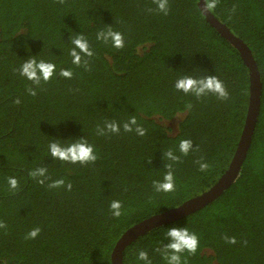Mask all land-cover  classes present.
<instances>
[{
    "label": "trees",
    "instance_id": "1",
    "mask_svg": "<svg viewBox=\"0 0 264 264\" xmlns=\"http://www.w3.org/2000/svg\"><path fill=\"white\" fill-rule=\"evenodd\" d=\"M156 7L152 0H0V221L7 225L0 228V264H112L128 228L200 195L226 171L248 112L249 69L206 19L199 0H169L168 15ZM211 12L249 47L257 65L261 105L250 146L237 178L219 197L138 237L125 249L123 264H146L137 259L140 250L152 264H167L172 227L199 237L197 253H182V262L264 264V0H219ZM109 27L123 34V48L97 39ZM77 35L94 52L82 54L90 70L72 63ZM32 57L56 65L50 82L37 87L19 74ZM61 69L73 77L60 76ZM182 76H217L229 99L177 91ZM131 116L146 135L123 130ZM178 117L172 128L168 122ZM105 121L120 124L119 134L97 135ZM79 139L94 146L95 163L51 156L50 143ZM184 139L193 142L187 156L179 151ZM169 150L179 163L166 158ZM168 163L176 190L158 193L153 181L162 180ZM38 167L47 168L44 185L29 176ZM9 177L19 181L18 190L10 189ZM58 179L65 186L48 187ZM114 200L122 203L119 218L111 214ZM37 227L40 234L25 239Z\"/></svg>",
    "mask_w": 264,
    "mask_h": 264
},
{
    "label": "clouds",
    "instance_id": "2",
    "mask_svg": "<svg viewBox=\"0 0 264 264\" xmlns=\"http://www.w3.org/2000/svg\"><path fill=\"white\" fill-rule=\"evenodd\" d=\"M67 0H57L59 4H65ZM152 2L157 6L156 11L163 13L164 15L169 14V0H152ZM219 0H204L203 11L208 12L214 9ZM148 11H153L149 9ZM235 11V7H233ZM97 39L103 41L104 43L111 42L112 46L121 49L124 47V37L123 34L113 30L109 27L107 31H100L97 33ZM72 44L74 47L70 50V56L72 57V63L76 66H83L85 70H90L89 61L87 59H82L83 57H92L94 55L89 42L85 39L83 35H77L72 39ZM79 49V51H77ZM19 74L25 77L27 80L31 81L33 85L39 87L41 82L48 83L56 74V65L51 62L44 60H38L36 57L23 62L19 69ZM59 75L71 79L73 77V72L71 70L61 69ZM174 87L177 91H182L184 94H192L196 98H202L209 94L215 95L220 100H228L229 92L227 91L223 81H221L217 76H204L201 78H195L191 76H182L176 80ZM29 95L36 96L37 92L35 88L29 87L27 89ZM16 104L20 103V100L15 101ZM187 109L191 110L192 104L186 105ZM121 129L120 124L116 121H105L104 127L97 126V135H106L108 133L119 134ZM123 130L125 132L135 131L137 135H146V129L137 123L135 116H131L128 121L123 123ZM71 141V140H70ZM193 142L189 139L181 140L179 143V151L183 156H187L190 151H192ZM49 152L55 160L70 164H84L95 163L98 156L95 152L94 146L89 144L87 139H79L75 142L71 141L66 146L59 143L58 141L49 144ZM168 160L179 163L181 157L175 155L172 150L165 153ZM167 168L162 180L153 181V187L156 192L169 193L176 190L175 187V176L173 172V164L168 163L165 166ZM209 165L207 163H200V170L207 171ZM47 173V168H35L29 172V176L36 180L39 184L44 185L46 180L49 179L45 174ZM40 177H44L41 179ZM8 185L11 190L16 191L19 189V181L15 177L8 178ZM65 186V181L63 179H58L52 181L48 184L49 188H59ZM68 191L72 190V184H67ZM111 214L114 217L119 218L123 213L122 203L118 200H114L110 204ZM7 225L0 221V228H6ZM41 232L40 228L32 229L25 237V239H35ZM167 236L170 237V243L165 245V256L164 259L167 264H187V261L182 262L181 254L189 253L190 255H195L199 248V237L196 233L190 232L187 227H172L167 230ZM225 241L230 244H235V237H224ZM138 260L146 262V264H152L149 259L148 252L140 250L138 252Z\"/></svg>",
    "mask_w": 264,
    "mask_h": 264
},
{
    "label": "water",
    "instance_id": "3",
    "mask_svg": "<svg viewBox=\"0 0 264 264\" xmlns=\"http://www.w3.org/2000/svg\"><path fill=\"white\" fill-rule=\"evenodd\" d=\"M203 6L204 0H199V7L202 13L205 15L206 19L210 22L213 27H215L219 31V33H221L227 40H229L235 45V47L240 52L245 65L249 69L250 101L240 141L226 171L223 173L217 183L214 184L211 188L204 191L200 195L185 201L178 207L146 218L143 221L134 224L132 227L128 228L118 239L112 251V264H123V256L125 249L127 248V246H129L131 242L136 240L141 235L149 232L153 228L162 226L164 224L179 220L187 215H190L191 213L206 206L207 204L215 200L217 197H219L237 178L241 170L243 160L245 159V156L247 154V150L250 146L252 135L255 129V123L257 121L261 105V85L259 82L260 79L256 62L249 47L241 39L235 36L233 32L227 27V25L220 21L215 16V14L211 12V10L208 12L203 11Z\"/></svg>",
    "mask_w": 264,
    "mask_h": 264
},
{
    "label": "rangeland",
    "instance_id": "4",
    "mask_svg": "<svg viewBox=\"0 0 264 264\" xmlns=\"http://www.w3.org/2000/svg\"><path fill=\"white\" fill-rule=\"evenodd\" d=\"M181 117H178L172 121H169L168 124L172 126V128H175L176 129V126H177V122L179 121Z\"/></svg>",
    "mask_w": 264,
    "mask_h": 264
}]
</instances>
